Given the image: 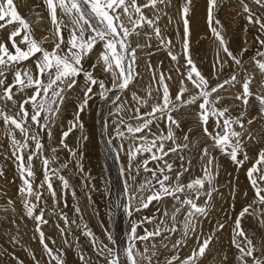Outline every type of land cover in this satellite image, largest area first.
<instances>
[{
  "label": "snow or ice",
  "instance_id": "obj_1",
  "mask_svg": "<svg viewBox=\"0 0 264 264\" xmlns=\"http://www.w3.org/2000/svg\"><path fill=\"white\" fill-rule=\"evenodd\" d=\"M239 2L245 14V31L248 26L256 28L254 40L264 49V15L254 11L245 0ZM226 3L227 0H207L209 31L218 43L212 64L217 82L211 84L191 57L194 0H183L179 9L183 26L182 36L177 31L179 51L160 25L162 17L168 16L160 6L167 8L171 0H39L33 6L41 9L35 13L36 23L45 19L42 12H46L52 26L51 35L40 39L35 37L32 23L21 15L14 0H0V121L9 141L3 154L15 164L21 205L17 213V201L9 198L0 211H11L21 221L26 217L34 222L32 239H38L47 264H66L65 249L50 247L57 243L44 231L50 223L59 231L64 245L76 251L79 264H202L212 253L211 245L219 239L217 234L226 228L230 230V246L235 249L232 264H264V128H253L257 123L264 124V91H260L264 89V51L258 50L246 64V47L240 54L231 50L224 26L217 18ZM251 3L264 10V0ZM168 22L173 23L171 16ZM46 43L52 47H46ZM153 49L167 52L180 77L174 96L170 90L171 71H163L162 62L152 64ZM141 58L150 74L145 95L131 90L142 76L138 70ZM229 61L234 65L233 71L219 79L218 74ZM257 84L254 91L253 85ZM237 85L239 91H233ZM77 88L82 96L76 100L74 115L67 121L66 129L60 123L59 145L48 149L44 137L53 140V129ZM125 91H130L131 102L126 97L122 99ZM95 97L112 105L110 119L103 125L104 142L107 153L118 165L123 190L109 214L121 209L129 220L123 244L107 229L104 235L108 243L98 237L85 221L79 204L71 219L59 209L61 202L67 207L68 194L78 199L70 179L63 174L70 164L80 174L81 187L87 189L85 195L92 203L90 193L95 188L82 163V149L89 140L82 116L91 110L90 102ZM228 99L239 102L238 115L234 114L232 104L225 103ZM253 101L257 115L249 118L248 109L253 107ZM189 108H194L195 129L200 133L197 139L193 128L180 131L184 110ZM77 131L81 135L75 145H70L68 140ZM253 143L262 146L245 172L254 193L252 201L234 218L218 219L211 232H206L204 222L211 220L215 197L223 195L217 182L220 165L216 153L227 157L236 169H243L253 161L249 156V144ZM65 150L68 160L61 162L58 153ZM193 157L200 165V174L195 176L191 175ZM36 160L42 164L43 179L39 183ZM4 175L0 169V177ZM54 181H59V192ZM231 191L234 201L238 186ZM108 194L111 195L110 190ZM243 195L247 197L248 193ZM46 196L51 197V208ZM230 207L234 209L235 204ZM150 208L155 209L151 215L135 218ZM249 217L259 226V235L246 230L244 221ZM10 222L16 233L8 235V243L13 248L23 247L16 219ZM74 227L87 239L91 252L79 246L80 236L75 235ZM189 241L194 242L190 254L182 258L180 253L189 247ZM23 250L32 264H40L33 250ZM218 254L220 264H229L227 253ZM9 260L25 264L15 251L9 252L0 245V264H8Z\"/></svg>",
  "mask_w": 264,
  "mask_h": 264
},
{
  "label": "rangeland",
  "instance_id": "obj_2",
  "mask_svg": "<svg viewBox=\"0 0 264 264\" xmlns=\"http://www.w3.org/2000/svg\"><path fill=\"white\" fill-rule=\"evenodd\" d=\"M18 4V11L27 18L31 23L34 30L35 37L40 39L46 35H51V24L46 19L47 13L42 12V15L45 17L39 24L36 23V12H40V8H33L34 5L39 3V0H14ZM183 0H171V4L164 8L163 5L160 7L168 13V16L172 17L173 23L169 24L168 16L162 17L160 25L164 29V34L176 42V50L181 49L179 43V36L177 31L179 30L180 35L183 34V26L179 20V9ZM254 11L260 12L264 15V10L258 9L256 5L251 3V0H245ZM194 13L191 23V57L196 62L199 70L209 79L211 84L217 82L216 76L213 75L212 64L216 56L218 43L215 42L214 37L209 31L207 23V0H194ZM151 14V10H148ZM199 14V15H198ZM242 5L239 0H227V3L224 4L217 13V18L221 21L225 29V35L229 42L231 50L240 54L242 48H247L248 51L243 54V59L246 64H249L250 58L256 55L258 50L264 51L260 48V45L255 42L254 37L257 35L256 28L248 26L246 28V20L244 19ZM195 18V19H194ZM166 19V20H165ZM195 20V22H194ZM204 24V25H203ZM177 25V26H176ZM181 27V28H180ZM196 28V30H195ZM145 31L149 29L145 28ZM255 31V32H254ZM2 34V31H0ZM251 34V35H250ZM66 35V34H65ZM176 35V36H175ZM238 38V40H237ZM137 38H134V43ZM141 43L144 42L143 37L138 38ZM247 39V40H246ZM243 41V42H242ZM254 41V42H252ZM247 43V44H246ZM48 48L52 47L51 43H46L45 45ZM243 46V47H242ZM239 48V49H238ZM154 54L151 57V62L153 65L160 64L162 62V70L165 72L171 71L173 77L171 83V92L174 94L178 90V84L180 77L176 74L174 70V65L171 62L170 58L167 56V52L164 50L156 51L153 49ZM143 57V54H141ZM245 55V56H244ZM220 56L224 58V54L221 52ZM245 57V58H244ZM27 63H31L30 61ZM180 63L183 64L184 60L181 56ZM139 72L142 74L139 83H135L131 86L132 91H137L140 95H145L146 87L150 82V74L147 70L145 59L141 58L139 61ZM234 69V65L229 61V65L225 68L222 73H219V79L226 78L230 72ZM249 71H251V66L249 65ZM97 75H100L99 70H97ZM12 77H9V82ZM260 77L257 74V80ZM81 83L83 81L81 80ZM188 87L191 89V85ZM240 85L236 86V89L233 91H239ZM258 89V84L253 85V90ZM195 90L193 89V92ZM264 91V89H260ZM82 96V92L77 88L74 92L70 94L69 101L65 104L63 111L60 114V119L57 122V126L53 129V140L48 141L47 136L44 137V142L46 148L50 149L52 146L59 145L61 128L60 123L63 122L65 129L67 127V121L71 120L76 107L77 98ZM127 98L131 102V93L130 91H125L122 93V99ZM151 103V101H150ZM225 103L232 104L234 109V114L238 115L240 112V105L238 101H233L228 99ZM91 110L85 112L82 116L83 122L85 124V134L89 136V140L84 144L83 147V159L82 163L86 173L91 174V180L94 185L95 190L90 193L92 197V203L90 204L85 193L87 189L81 187V176L75 171L74 164H70L69 168L64 171V175L70 179L71 184L76 190V195L78 199H74L71 194L67 195V207L64 206L63 202L60 203L59 209H62L66 212L69 218L75 217L74 208L79 204L83 209V214L85 221L88 223L89 227L96 233L98 237L104 240L105 243H108L106 236L104 235V230L107 229L111 231L114 237L123 244L125 240V234L129 230V220L124 215L121 209H116L114 214L110 215V209L112 208L113 202L116 200L117 196L123 190L122 178L119 174V168L115 160L107 153L105 147V136L103 134V125L104 121L110 119L108 117V112L110 111L112 105L110 102L99 99L95 97L93 101L90 102ZM146 109H142L144 111ZM185 115L182 116V128L181 132H186L189 128H193L196 131V136L194 139L200 137L199 130L195 129V116L194 108L185 109ZM249 118L257 115V108L255 101H253V107L248 109ZM264 124H255L253 125L254 130L259 131L264 128ZM160 128H164V125L161 123ZM156 129L153 128V131ZM6 130L3 127L2 121H0V145L3 146L2 151H0V169H3L5 175L0 177V208L6 206V201L10 198L17 201L16 209L17 213L20 212L21 205L18 202L17 197V188L19 186V179L17 177V170L13 160L6 159L3 152H7L9 141L5 135ZM81 135L80 132H75L68 143L70 145H75L78 137ZM115 143V142H114ZM262 145L260 144H249V156L253 158V161H250L245 165L243 169H236L235 165L224 156H221L219 153H216L217 160L220 165V174L218 176V186L222 196L215 197V207L211 213V220L204 222V230L206 232H211L216 221L225 220L228 216L235 217V214L239 213L243 206L250 203L253 199L254 193L249 185V182L246 178L245 172L248 167L251 166V163L254 162V157L256 152ZM10 155V153H9ZM60 156L61 162L68 160V152L61 151L58 153ZM194 167L191 175L200 174V165L196 162L195 157H193ZM177 167L179 166V161L176 162ZM35 171L37 174L36 182L39 183L43 179L42 164L39 160L34 162ZM13 172V173H12ZM185 180L188 179L186 176ZM54 185L59 192V181H54ZM238 186L239 192L235 197V200L232 199V188ZM110 190L111 195L108 194ZM46 192V189H45ZM247 192L248 196L244 197L243 193ZM49 208L52 206L51 197H47ZM235 204V208L232 209L230 205ZM155 209L144 210L139 213L137 217L151 215ZM98 213V214H97ZM15 218L16 223L19 225V233L21 235V244L23 247L13 248L8 243V235L16 233V227L11 224V220ZM63 225V221H60ZM230 223V221H229ZM244 226L249 234L256 233L259 235L260 229L257 223L251 218H247L244 221ZM34 222L28 220L26 217L21 221L19 215L9 211L4 213L0 211V245L4 248H7L9 252L15 251V253L25 261V264H32L31 258L26 253L23 248L27 247L33 250L37 256V259L40 260V264H47V259L43 252L42 247L39 244L38 239L33 240L34 234ZM75 235L80 236L79 246L91 252V249L88 245V241L85 237L80 235V232L75 230ZM45 233L56 240V246L50 244V247H61L66 251L65 261L66 264H79L76 251L69 249L64 245L63 239L60 236L59 231L51 223L48 226L44 227ZM140 231V230H138ZM219 239L214 241L211 245L213 251L207 256V259L202 261V264H220V255L218 253H227L229 256V264H232L234 257L233 253L235 249H232L230 246V230L228 228L224 229L222 232L217 234ZM178 238V237H177ZM71 239V238H70ZM194 244L193 241H189V247H184L181 251V257L187 256L190 254V247ZM167 255L166 250H162ZM215 257V259H213ZM8 264H14L9 260Z\"/></svg>",
  "mask_w": 264,
  "mask_h": 264
},
{
  "label": "bare ground",
  "instance_id": "obj_3",
  "mask_svg": "<svg viewBox=\"0 0 264 264\" xmlns=\"http://www.w3.org/2000/svg\"><path fill=\"white\" fill-rule=\"evenodd\" d=\"M195 14V13H194ZM199 15V14H198ZM195 19V18H194ZM166 20V19H165ZM194 22H195V20H194ZM204 25V24H203ZM177 26V25H176ZM181 28V27H180ZM195 30H196V28H195ZM257 30V29H256ZM255 32V31H254ZM251 35V34H250ZM176 36V35H175ZM237 40H238V38H237ZM247 40V39H246ZM243 42V41H242ZM252 42H254V41H252ZM255 43V42H254ZM247 44V43H246ZM243 47V46H242ZM239 49V48H238ZM235 52V51H234ZM245 56V55H244ZM245 58V57H244ZM264 127V126H263ZM13 173V172H12Z\"/></svg>",
  "mask_w": 264,
  "mask_h": 264
}]
</instances>
